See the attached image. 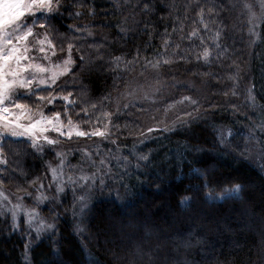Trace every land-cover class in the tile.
Returning <instances> with one entry per match:
<instances>
[{
    "label": "trees",
    "instance_id": "16d2710c",
    "mask_svg": "<svg viewBox=\"0 0 264 264\" xmlns=\"http://www.w3.org/2000/svg\"><path fill=\"white\" fill-rule=\"evenodd\" d=\"M71 3L67 0L49 18L60 34L53 32L50 39L58 42L75 36L73 42L81 48V53H73L77 64L68 75L67 85L55 91H71L72 98H77L80 90L86 88L88 95L83 99L97 103L95 110L89 109L93 119L99 117L106 122L102 112L114 111L126 84L135 75L144 74L151 65L147 61L159 60L174 97L184 94L196 98L199 113L194 118L185 116L188 122L175 124L174 130L153 132L138 150V154L144 153L149 159L138 161L127 147L134 138L142 136L148 123L136 125L141 116L136 107L128 108L133 110L130 113L120 110L114 118L120 127L111 128L110 138L119 145L117 156H127L128 163L118 176L110 174L109 187L97 189L82 218L85 231L74 232L75 214L70 212L73 201L69 198L48 209L39 205V215L55 228L38 239L31 240L23 226L13 229L6 217H0V264H25L26 245L31 249V264H264V132L255 129L256 139L252 141L258 147L260 162L254 164L241 155L254 127L252 122L264 116V79L257 77L252 67L256 37L247 29L242 2L87 0L88 5L94 6L95 15L88 16L87 9H80L85 13L80 18L73 15L77 9ZM145 3L149 5L147 10ZM197 5L204 9L207 30L199 22ZM210 8L212 11H208ZM260 22L256 34L264 27V21ZM74 24L88 25L93 35L74 32L69 27ZM194 28L198 34L189 38ZM217 31L220 36L213 39ZM205 46L210 52L207 64L203 59L197 60ZM84 51L91 58L87 70H82L78 61ZM56 53L66 55L59 48ZM113 57L121 60L115 62ZM134 59V63H127ZM165 59L169 61L167 65ZM237 70L238 80H229ZM164 74L160 73L163 78ZM234 83L236 95L231 91L224 95ZM248 88L256 97L255 107L249 106L246 99ZM105 96L110 99L102 101V109L100 101ZM19 101L33 106L31 97ZM62 106L65 102L57 99L48 112L61 111ZM234 106L238 110H233ZM66 107L71 110L74 123L82 130L89 128L79 107ZM192 111L191 105L185 112ZM61 118L67 121L63 112ZM219 128L231 131L228 150L218 144ZM9 144L28 143L9 138L0 141L2 147ZM8 161L7 172L4 166L0 167L4 174L0 175V180H4L2 187L32 205L34 202L17 186L28 188L35 195V187L47 181L42 160L35 150H29L23 156L9 153ZM205 168L221 180L241 183L243 190L229 199L205 202L197 195L204 182L197 170ZM32 180L36 181L35 186L30 185ZM204 191L214 197L222 195L220 188Z\"/></svg>",
    "mask_w": 264,
    "mask_h": 264
},
{
    "label": "snow or ice",
    "instance_id": "6c2138e0",
    "mask_svg": "<svg viewBox=\"0 0 264 264\" xmlns=\"http://www.w3.org/2000/svg\"><path fill=\"white\" fill-rule=\"evenodd\" d=\"M66 2L67 0H5L3 4H0V41L4 42L3 50H0V106L6 105L9 100L13 99V95L17 90L32 92L34 87L48 85V89L45 93L35 94L33 107L36 109L35 115H38L40 117L39 119H33L32 115H30V113H32V107H30L28 103H13L12 107L19 110V113L16 114L13 119H10V116L13 115L11 108L7 106L0 108V138L3 136L27 137L30 141L28 144H9L6 147L0 146V166H4L5 172H7L9 153L15 156H23L27 154L29 150L42 152L44 148L40 141H43L45 145L51 146L53 148L60 161L59 167H52L49 165L52 181L55 183L56 193H63L65 185L63 173L65 154L62 151L56 150L57 146L61 143V140L58 139V137H66L68 140H71L74 131L75 135L80 138L99 137L101 139H109L112 135L110 126L116 128L117 130L120 127L118 124L114 123V118L115 116L119 115L121 109V106L117 101L114 111L105 110L102 112L103 117L107 118V122L100 120L99 117H95L93 119L89 109L95 110L97 108V103L92 102L90 98L83 99V97L88 95L86 88H82L80 90L77 98H72L73 93L71 91L65 93L61 89V91L57 92L53 88L54 85L58 86L59 77H66L67 75L72 74L73 65L77 64V59L73 55L74 51L76 53H81V48L73 42L76 39L75 36L66 37L62 40H59L58 42L54 39H50V36H52L53 32H56V30L54 25L51 24L49 17L53 13H58ZM70 6L74 9H77L73 13L76 18H80L85 15L84 11H81L80 9H87L88 16L95 15L94 6L88 5L87 0H72ZM143 7L145 10H147L149 5L145 3ZM197 7L199 8L198 15L201 17L199 22L203 24L205 30H207L208 25L204 23L203 20L204 9L200 8L199 5H197ZM241 7L245 10L248 24L251 25V27L248 29L249 33L252 36H256L255 27L257 22L264 21V0H242ZM257 7L259 11H257ZM36 11L46 13V15L43 16L41 22L37 23L36 21H33L30 25L21 22L25 12L33 13ZM208 11H212V9L210 8ZM9 26L12 28V34H5V28ZM69 27L72 28L74 32H86L88 36L93 35L88 25L81 26L74 24ZM197 34V30L194 28L188 34V36L189 38H193L196 37ZM9 35H15V39L17 41L16 44H13V41L9 38ZM56 35L60 34L56 32ZM34 36H42V39L34 40L33 42L36 45L41 46L38 48V50L39 52L44 53L43 58L45 60L51 61V57L48 56L45 48L43 47L45 44H47V50L50 51L53 56L56 55L57 48H59L61 53L66 52V58L58 57V59L62 60V63L55 65V71H53L51 68L42 67L37 63L21 65V61L29 59L28 55H26L28 48L24 42L28 41L30 37ZM219 36L220 33L217 31L213 39H218ZM201 45L203 46V41H201ZM164 46H168L167 40H165ZM216 46L219 47V45ZM21 47L24 49L23 52L21 51ZM209 56V49L205 46L203 47V51L197 54V60L203 59L204 63L207 64L210 63ZM113 60L115 62H119L121 57H113ZM78 61L82 70L89 69L91 58L88 52L84 51L82 54H79ZM12 62H15V68L11 67ZM134 62L135 59L128 61L127 63L132 64ZM163 62L165 65L169 63V61L166 59ZM147 64H151L153 69L160 68L159 60H157L155 63L152 61H147ZM5 68H8L9 70L5 71ZM28 69H33L35 73L51 72L52 74L50 77L38 76L35 74L31 77H26L24 73L28 71ZM238 77L239 70H237V72L233 75L229 76L228 79L235 82L238 80ZM129 86L130 85L126 84V87ZM235 89L236 85L234 83L233 86L223 94L227 96L229 91H231L232 95H236ZM245 92L246 99L249 101V106L255 107L256 97L252 94L251 89H245ZM128 94L132 95V93ZM144 98L149 99L150 97L147 93H145ZM57 99L64 101L65 106H62L61 111H54L51 116H45L43 112L40 111V109L45 104H54V101ZM105 99H110V97L105 96L101 98L100 106L102 109L105 107L102 103V101ZM185 102L193 106V111L185 112V116L194 118V114L199 113V108L197 107L198 100L192 96L185 95L182 96L179 101H176L178 104H183ZM66 105L79 107L80 112L83 113L84 116L83 122L89 125L88 129L80 130L73 125L71 110H69ZM123 107L128 108L129 104L125 103ZM173 107L174 105L172 104L168 105L169 109ZM212 107H215V105ZM233 110H238V108L234 106ZM262 110H264V106H262ZM62 112L64 117L67 119V124H64L62 121ZM22 119H28L31 122L28 124H22L20 123ZM187 122V120H180L181 124H186ZM96 124H102V127H98ZM65 128H68V131H64L63 129ZM255 128H259L262 132H264V116L261 117V120L258 124L254 125L253 130L250 132L248 143L245 145L244 151L241 152V155L251 154L253 149L252 141L256 139L254 135ZM162 130L168 131L170 129L166 125ZM49 131L57 133L58 137L50 138V136L44 135V133ZM157 131H161V129L152 126L147 127L146 129L147 133H153ZM140 135L144 136L145 133L141 132ZM216 135L218 144L224 145L225 150H228L232 142L225 135V130L223 128L216 129ZM111 142L115 144L116 140H112ZM85 155L89 160H91L90 155L87 153H85ZM262 155H264V153H262ZM116 158L123 159L125 166L127 165V156ZM148 159L149 156L144 153L137 155L138 161H147ZM99 165H105V160L103 158L99 160ZM99 165L96 166V171L91 175L85 174L81 170V174L79 176H67V182L73 184L80 190L76 195L75 201L78 211L74 213L78 217H83L86 215L89 202L96 194L97 189H99V191H103L105 188L109 187V185L105 182L104 175H109L111 173V169H107V171H105ZM197 172L199 173V177L204 181L201 184L197 195L202 196L205 202L217 199H229L232 196L239 194L243 190L241 183H235L232 180H221L207 168L203 170H197ZM97 173L102 174L97 177ZM23 174V170L20 169V175ZM0 175L4 174L0 173ZM3 183L4 180H0V217H6L13 229H19L22 226L20 223L21 216H23L24 224H27L29 228H34L37 237H39L43 232L53 230L55 228L53 223H46L40 217L39 212L37 211L38 206L49 199V196L42 191L44 188L42 183L35 187V195L28 188L20 187L19 185L17 186V190L19 192H22L25 197L31 199L34 202L32 205L26 204L24 198L19 195L16 196V203H13L8 198V196L4 194V191L2 190ZM29 183L33 186L36 185L35 180H32ZM225 184L231 185V187H224ZM216 188H220L222 195L214 197L204 191L207 189L211 192H215ZM181 204H184V201H181ZM37 221H39V223H37ZM73 228L75 233L82 234L85 231L83 220L78 219ZM30 251V247L26 245L24 253L25 264H31ZM261 254L262 258H264V247L261 249ZM57 255H59V253H57Z\"/></svg>",
    "mask_w": 264,
    "mask_h": 264
},
{
    "label": "rangeland",
    "instance_id": "374dc122",
    "mask_svg": "<svg viewBox=\"0 0 264 264\" xmlns=\"http://www.w3.org/2000/svg\"><path fill=\"white\" fill-rule=\"evenodd\" d=\"M5 0H0V4H3ZM242 2V0H240ZM236 4V3H235ZM234 4V5H235ZM238 4V2H237ZM236 4V6H237ZM243 10L244 18L247 22V17L245 14V10ZM257 11H259L257 7ZM55 13L51 14L53 16ZM46 15V13H42L39 11L28 13L25 12L24 17L22 19V23L25 24H31L33 21H36L37 23L41 22L43 16ZM50 16V17H51ZM49 17V18H50ZM261 22L258 21L255 27V32L257 31V27L259 26ZM247 24V29L251 27V25ZM36 31V30H34ZM42 31V30H40ZM5 34H12V28L6 27L5 28ZM255 42H256V51L253 55L252 60V67L254 69L255 75L258 77H262L264 79V27L262 29H259V33L257 32ZM9 38L12 39L13 44H16L17 41L15 39V35H9ZM42 39V36H34L30 37L28 41H25L24 44L28 48V52L26 55H28V60L21 61V65H27L29 63H37L40 64L42 67L45 68H51L53 71H55V65L62 63L61 59L59 58H66L65 54H58L56 53L55 56L52 55L50 51L47 50V44L43 45L45 48L47 54L49 57H51V61L45 60L44 53L39 52L38 48L41 47L40 45H36L33 41ZM4 42L0 41V50H3ZM10 47V46H9ZM21 51L23 52L24 49L21 47ZM12 68L16 67L15 62H12L11 64ZM8 68H5V71H8ZM164 67H160L158 69H153L151 65L144 71V74L141 75L137 74L135 75L130 82L127 85H130L129 87H125V89L121 92L118 98V102L121 106L120 110H125L128 108L133 109V107H136V109L139 111V114L141 115L137 121V126L144 125V123H148V127H158L160 129H163L166 125L169 127L170 130H174L175 124H180V120H186L185 117V111H188V108L191 106L187 102L183 104H178L176 101H179L182 96H185L184 94H179L176 98L174 97V92L172 88H170V80L166 77L164 74ZM160 73L164 74V78L160 75ZM38 75V76H44V77H50L51 72L46 73H35L33 69H28L24 73L26 77H31L32 75ZM68 75L66 77H59L58 78V86L54 85V89H60L65 87L67 85ZM263 81L259 80V83L262 84ZM258 84V80H257ZM172 87V86H171ZM259 88V84L257 86ZM44 89H48V85H41L39 87H34L32 89V92H24L17 90L14 95L13 99L9 100L6 105L0 106V108L7 106L12 109L13 115L10 116V119H13L16 114L19 113L18 109H15L12 107L14 102H20V98H32V102L35 100V94H43L39 91H42ZM45 93V92H44ZM128 93H132V95H129ZM147 93L150 97L149 99L144 98V94ZM263 95V94H262ZM116 101V102H117ZM172 101V105H174L173 108H168V105H166L167 102ZM125 103L129 104L128 108H124L123 105ZM170 105V104H169ZM52 105H43V107L40 109L41 112L45 116H51L52 113L48 112L49 108ZM116 106V103H115ZM114 106V110H115ZM167 109V111H166ZM133 110H128V113H130ZM36 109L32 106V115L33 119H39L40 117L38 115H35ZM136 115L135 113L132 115V117ZM146 117V118H145ZM145 118V119H143ZM63 121V120H62ZM31 121L28 119H22L20 123L22 124H28ZM107 122V120H106ZM175 122V123H174ZM260 120H255L252 122V125L258 124ZM64 124H67V121H63ZM73 125L82 130L76 123L73 122ZM110 128H112L110 126ZM254 128V127H253ZM252 128V130H253ZM147 129V127H146ZM146 129H143L144 133L146 132ZM256 130H259V128H255ZM64 131H68V128L63 129ZM225 135L229 137L231 134L230 130L224 129ZM254 130V132H256ZM141 131V130H140ZM140 133V132H139ZM44 135H48L51 137H58V134L55 132H47L44 133ZM152 133H145L144 136H138L134 138L130 143V148L127 147L129 152H131L135 157L138 155L139 147L143 144L148 142L150 140ZM112 137V136H110ZM13 139V140H23L27 143H30L29 139L27 137H11V136H3L0 138V141L2 139ZM58 139L61 140V143L57 146L56 150L62 151L65 154L64 157V165H63V173H64V192L63 193H56L55 192V183L52 181L51 172L49 170V165L52 167H59V158L56 156L55 151L51 146H47L44 144L43 141H40V143L43 145L44 150L42 152H37V155L40 157V159L43 162L45 174L47 177V181L44 185V188L42 191L49 196V199L45 201L43 204H40L42 207H46L48 209L49 205H61L63 199L69 198L72 202V206L70 205V209L72 213H75L78 211L76 208V195L79 193V188L75 187L73 184L67 182V176L68 175H74L79 176L81 174V170L83 173L91 175L93 172L96 171V166L99 165V160L103 158L105 160V165H99L102 169L107 171V169H111V175L112 176H118L120 172L124 171L126 166L123 159H117L118 157V144H113L111 141L113 138L109 139H101L99 137H89V138H80L75 135V132L73 131L72 139L68 140L66 137H58ZM224 146V145H222ZM87 153L91 156V160L87 158L85 155ZM244 158H246L247 161L252 162L254 164H257L260 162V154L258 151V147L253 145V149L251 154H245L243 155ZM132 160V159H131ZM1 167V166H0ZM102 173H97V177H99ZM110 174L104 175L105 182L107 184V181L110 180ZM111 177V178H115ZM90 183V181H89ZM2 190L4 191V194L8 196V198L13 202L16 203V196L15 194H12L8 192L5 188L2 187ZM39 207V206H38ZM37 211L39 212V209L37 208ZM41 217V216H40ZM42 218V217H41ZM83 217H78L75 215L74 223L78 219H82ZM43 219V218H42ZM45 221V220H44ZM46 222V221H45ZM20 223L27 232L29 238L31 240L38 239L44 234L49 233L48 231L43 232L39 237H37L36 232L34 228H29L27 224L23 223V216L20 217ZM39 223V221H37ZM48 223V222H46ZM236 230H239V227L236 228Z\"/></svg>",
    "mask_w": 264,
    "mask_h": 264
}]
</instances>
